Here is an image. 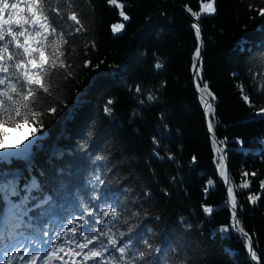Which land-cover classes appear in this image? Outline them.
<instances>
[{"label":"trees","instance_id":"16d2710c","mask_svg":"<svg viewBox=\"0 0 264 264\" xmlns=\"http://www.w3.org/2000/svg\"><path fill=\"white\" fill-rule=\"evenodd\" d=\"M119 2L126 5V22L107 0L74 4L86 31L62 46L63 63L72 66L73 76L64 80L54 73L48 81L54 95L37 99L40 115L32 126L39 129L38 143L27 159L13 158L9 166V178L18 176L19 196L6 201L0 193V261L12 244L28 245L44 229L61 231L83 206H91L90 180L99 173L117 181L106 196L117 198L122 211L139 213L130 220L136 233H143L134 237L135 246L144 250L138 241L148 239L161 249L146 258L147 264H257L238 233L220 231L230 223L229 186L243 206L238 216L264 264V192L259 186L264 180V115H258L264 108V17L248 7L264 8V0H215V14L199 19V42L191 27L196 18L188 9L199 11L201 0ZM119 23L124 29L113 34L111 25ZM60 26L66 32L72 27ZM198 44L199 78L192 67ZM200 79L214 100L200 91L202 83L196 87ZM245 94L249 102L243 101ZM108 99L114 101L111 115L103 111ZM205 100L212 104L211 114L203 110ZM49 107L59 110L53 114ZM25 131L9 127L8 141L16 143ZM224 147L227 186L216 166ZM243 171L256 176L248 177L249 189L236 190ZM25 185L35 197L27 204L33 210L13 230L18 220L12 205L27 194ZM253 193L261 194L257 204L247 200ZM47 195L53 200L33 208ZM204 206L213 213L206 214ZM116 229L127 230L122 221Z\"/></svg>","mask_w":264,"mask_h":264},{"label":"snow or ice","instance_id":"6c2138e0","mask_svg":"<svg viewBox=\"0 0 264 264\" xmlns=\"http://www.w3.org/2000/svg\"><path fill=\"white\" fill-rule=\"evenodd\" d=\"M75 3L76 0H0V165H2L0 166V193L4 194L6 201L9 197L19 196L16 187L18 176L9 178L12 175L9 166L13 163V158L27 159L30 149L39 141L37 136L39 129L32 126L38 122L40 115V112L35 110L37 99L54 95L53 90L48 86V81L54 73H60L64 80L73 76L72 71L69 70L72 66L63 63L62 57L65 53L62 51V46L69 44L68 37H74L86 31L74 7ZM107 3L119 8V16L123 21L130 19L124 11L126 7L124 3H120L119 0H107ZM248 7L264 17V8H256L251 4ZM188 12L196 18L191 27L199 42L202 40L199 19L202 16L215 14V0H206V2L201 0L199 11H192L189 8ZM66 23L72 26L67 32L60 26ZM124 27V23L112 24V33L117 34ZM12 48L16 51L13 52ZM201 51L202 48L198 44L192 65L197 78L201 76V66L197 63L200 61ZM89 63L90 61L85 60L84 66H88ZM160 66L156 65V67ZM95 67L98 68L99 65ZM201 83L202 88H200ZM196 87L207 93L213 100L215 99L206 81L200 79ZM135 91L139 93L141 88L137 86ZM241 91H243L242 86ZM148 99L155 100L156 97L149 95ZM242 99L249 102L247 94L243 95ZM113 103L112 99L105 102L103 108L105 114L111 115ZM205 106L211 114L212 104L205 101ZM58 110V107L47 108V112L53 114ZM258 115H264V108L259 109ZM9 127L16 130L26 128L27 131L17 139L16 143H10L8 141ZM207 127L212 132L213 122L209 121ZM153 142L156 143L155 138ZM218 143L226 145V140ZM13 149H18V151H13ZM96 159L103 161L105 157L98 156ZM226 161L227 148L224 147L219 150L216 166L224 182L228 183ZM107 171H111V168ZM249 176L254 177L256 173L247 171L241 173V182L236 185V190L242 191L250 188ZM113 183L117 181L108 180L99 173L95 174L90 180V184L93 185L91 206H83L81 214L68 220L61 231L51 232L49 229H44L35 240H30L28 245L12 244L10 248L5 249L4 259L0 261V264H13V261H19L21 264H141L143 261L147 264L146 258L161 249L154 248L148 239L138 241L142 243L144 250L135 246L134 237L137 235L142 237L143 233H136L137 225L130 220L132 217H137L139 213L128 214L126 209L122 211L117 198L106 196L107 189ZM209 183L212 182L209 181ZM259 186L264 192V180L260 181ZM25 188L28 191L21 198L20 204L12 205L16 209L18 220L13 230L22 227L23 218L28 217L29 212L33 210L27 204L35 197L32 196L28 185H25ZM227 193L226 204L231 209L230 223L223 226L220 231L228 233L231 230L238 233L245 243L250 260L258 262L259 257L253 249L252 237L244 229L238 216V211L242 210L243 206L238 203L232 186L227 188ZM260 198V193H253L247 197V200L252 204H257ZM102 199L103 203H97ZM52 200L53 197L47 195L34 204L33 208H40ZM109 200L111 202H108ZM203 211L211 214L214 209L211 206H204ZM121 221L126 226V232L116 229L117 223ZM187 227L190 228L191 225ZM148 231L151 232V229ZM125 236L128 238L124 239Z\"/></svg>","mask_w":264,"mask_h":264},{"label":"water","instance_id":"95a60500","mask_svg":"<svg viewBox=\"0 0 264 264\" xmlns=\"http://www.w3.org/2000/svg\"><path fill=\"white\" fill-rule=\"evenodd\" d=\"M205 101H208V100H205ZM203 110H204V111L206 110L205 103H204V106H203ZM226 186H227V183H226ZM229 209H230V206H229ZM230 211H231V209H230ZM255 263H257V264H260V262H259V261H258V262H255Z\"/></svg>","mask_w":264,"mask_h":264}]
</instances>
